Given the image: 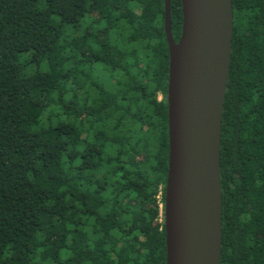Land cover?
Returning a JSON list of instances; mask_svg holds the SVG:
<instances>
[{"label": "trees", "instance_id": "trees-1", "mask_svg": "<svg viewBox=\"0 0 264 264\" xmlns=\"http://www.w3.org/2000/svg\"><path fill=\"white\" fill-rule=\"evenodd\" d=\"M164 4L0 0V264H166ZM233 7L221 264H264V0Z\"/></svg>", "mask_w": 264, "mask_h": 264}, {"label": "water", "instance_id": "water-1", "mask_svg": "<svg viewBox=\"0 0 264 264\" xmlns=\"http://www.w3.org/2000/svg\"><path fill=\"white\" fill-rule=\"evenodd\" d=\"M169 45L166 264H221L222 119L234 33L233 0H182L178 41L165 0Z\"/></svg>", "mask_w": 264, "mask_h": 264}]
</instances>
